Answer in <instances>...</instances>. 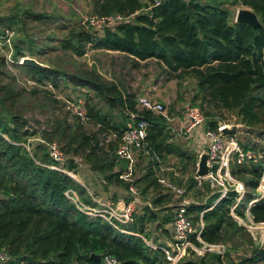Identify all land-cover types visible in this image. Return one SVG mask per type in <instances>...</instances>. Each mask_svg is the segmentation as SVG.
<instances>
[{
	"label": "trees",
	"instance_id": "trees-1",
	"mask_svg": "<svg viewBox=\"0 0 264 264\" xmlns=\"http://www.w3.org/2000/svg\"><path fill=\"white\" fill-rule=\"evenodd\" d=\"M232 8L251 10L261 27L236 23ZM92 16H120L125 22L104 27L99 34L86 24H76L58 42L63 51L82 57L91 46L120 53L131 59L135 67L154 60L164 67L169 78L195 81L189 105L201 110L209 120L210 130H216L219 121L224 123L225 113L233 114L249 130L248 134L262 142L258 145L236 139L243 151L259 148L263 155L258 164L239 165L233 161L230 166L231 174L246 188V195L234 211L244 218L264 165V0H93ZM49 18L30 10L0 17V33L12 30L25 35L13 39L14 61L26 54L39 55L35 44L27 39L26 26L28 22L44 23ZM14 67L37 85L29 90L18 89L0 55V251L8 254V264H104V257L117 264H167L162 251L147 244V227L157 224L155 229L160 230V226L172 224L177 207L173 195L158 183L160 176L195 196L197 201L187 207V215L196 231L202 221V242L233 245L223 258L214 253L202 257L190 254L177 264H264V247H254L249 234L230 216L236 194L229 192L216 202L219 197L210 195L206 181L198 185L197 156L175 144L169 115L139 108L135 93L121 81L105 79L95 69L67 74L51 66ZM60 82L65 87L87 91L82 94L86 125L73 116L68 122L67 116L58 113L60 101L46 86L57 89ZM30 99L42 110L52 111L42 129L32 127L25 116V104ZM130 121H144L147 125L145 148L135 153L132 169L135 175L140 167L134 187L146 205L133 214L132 222L121 225L125 231L122 233L100 218L80 213L65 192L72 190L85 204L95 206L86 189L49 168L57 163L44 146L37 145L30 155L24 144L30 138L55 143L65 157L68 171L77 174V159L100 178L104 192L109 187L128 192L129 185L123 179L128 174V162L120 160L116 150ZM169 158L178 161L176 169L162 173ZM190 171L193 175H188ZM178 176L188 178L183 183ZM112 201H117V195ZM249 214L255 223L264 222V202L254 204ZM161 231L168 233L166 228ZM191 240L200 246L195 235ZM238 241L250 243L253 250L249 257L236 262L231 253L240 245ZM152 244L165 246L157 241ZM91 255L99 256L100 262L91 259Z\"/></svg>",
	"mask_w": 264,
	"mask_h": 264
},
{
	"label": "rangeland",
	"instance_id": "rangeland-1",
	"mask_svg": "<svg viewBox=\"0 0 264 264\" xmlns=\"http://www.w3.org/2000/svg\"><path fill=\"white\" fill-rule=\"evenodd\" d=\"M92 3L93 0H0V17L10 16L19 10H30L34 13L50 17L49 20L44 23H27L25 30L26 35L28 36L27 39L35 44L34 48L36 51H38L39 55L30 57L26 54L25 57L36 60L38 63L43 65L44 68L51 66L63 73L65 72L67 74H71L78 71H84L86 69H95L107 80L121 81L124 87L127 90H130V92L135 93L138 98L145 97L163 105V114L165 116L169 115L170 121L168 122V125L173 131L174 136H176V138L174 137L176 145L182 147L183 150L189 153L203 151L205 147L204 145H206L205 142H202L197 138H192L194 142H191L194 146L191 147L187 137L184 134V131L181 128V121L183 120L182 117L185 114L184 108L191 103V98L195 93L194 80L186 79L181 81L173 77L169 78L165 72L166 70H164V67L159 65L154 60L142 62L139 64V66L135 67L132 60L124 55L114 52L109 53L105 51H97L91 46L87 47L86 53L82 57L73 56L71 53L65 52L61 49L60 43H58L59 40L62 39L66 33L71 28H73L74 25L85 24L86 21L92 17ZM240 9L242 8H232L234 17L236 16V12ZM91 31L96 33L93 29ZM23 36L25 35L15 33L13 39L22 38ZM26 46L29 47L31 45ZM1 53L2 52L0 51V55ZM7 70L12 76L15 77L16 86L18 89L29 90L33 86L37 85L36 83L30 81L23 73L14 67V65L7 66ZM46 87V89L50 90L60 101L61 107L58 113L62 114V116H67L68 122H71L74 118L67 109V103L71 102L72 98L84 99L82 94L87 93V91L78 90L71 85L65 87L62 82L59 83V87L57 89H51L50 86ZM26 103L27 104H25V107L27 112L25 116L29 119L30 125L32 127L35 126L41 129L44 128L46 126V121H48L52 115L51 109L46 108L42 110L39 105L36 104L35 101H31V99L29 101L27 100ZM99 106L102 110L107 111L103 105L99 104ZM138 107L140 108V106ZM170 111L172 112L171 114ZM34 121L39 122L40 124L36 125L34 124ZM208 121L209 120L206 118V125ZM219 123L223 122L219 121ZM224 123L228 125L230 129L233 127L237 128L236 139L242 143L252 141L258 145L262 144L261 141L257 140L251 134H248L247 131L249 130L238 123L235 115L225 113ZM37 145L44 146L47 154L50 156V151L47 145L44 142L42 143L41 140L37 138L28 139L24 144V148L31 155ZM177 163L178 161L175 158H169L165 164L166 166H162V173L174 172ZM76 164L78 172L77 174L74 173L75 180L73 181L83 186L91 199L93 197L101 201H112L113 195H117V201H126V199L129 198L128 192L120 188L109 187L108 190L104 192L102 188L103 184L101 183L100 178L90 172L88 168L79 160L76 162ZM49 168L52 169V167ZM139 168L135 175H132L133 180H135V176L138 175ZM190 168L193 170L192 167ZM191 174L193 175L192 171H190L188 175ZM163 178L168 180L167 177L163 176ZM187 178V176L182 178L183 183ZM175 185L179 187L177 184ZM179 188L184 190V194L182 196H173L174 205L178 206L185 200L190 204L197 201L192 192H187L185 187L182 186ZM211 194L212 193H210V195ZM77 199L79 202H76L75 204L84 203L78 194ZM70 203H72L75 208H77L76 206L78 204L75 205L73 202ZM145 203L146 202H143L140 199V202L136 204V211H139L142 206L146 205ZM156 226L157 224H151L147 227V231L150 235V241H148L149 243H154V241H162L163 237L170 235V232L172 231V224L165 225L163 227L160 226V230L155 229ZM162 228L167 229V235L162 233ZM248 234L251 237L254 247H264V231L258 230L254 233ZM238 242L240 245L235 248V251L231 253V258L236 262L242 258L249 257L253 250V246L250 243L240 241ZM259 242L262 245H259ZM226 246L227 252L230 248H232L233 245L227 244ZM195 256L198 257L197 255Z\"/></svg>",
	"mask_w": 264,
	"mask_h": 264
},
{
	"label": "built area",
	"instance_id": "built-area-1",
	"mask_svg": "<svg viewBox=\"0 0 264 264\" xmlns=\"http://www.w3.org/2000/svg\"><path fill=\"white\" fill-rule=\"evenodd\" d=\"M159 2H156L158 5ZM125 22L120 16L97 18L92 16L86 25L99 34L104 27H112L118 23ZM14 31L4 30L0 33V51L7 66L9 65H22V60L25 57H20L16 61L13 60L14 46L13 38ZM138 104L141 108L151 111L157 115H163L164 107L162 104L154 102L145 97L138 98ZM85 101L82 98L73 99L67 103V109L73 117L77 118L82 125H86L88 121L87 111L85 108ZM185 116V130L184 134L189 138L201 137L206 145L201 152L197 153V163L195 165V179L198 185L206 181L212 194H217L218 199L216 202L224 198L229 192L236 194V201L230 207V216L233 220L248 233L255 231H264V222L255 223L249 214V209L256 203L264 202V165L262 166L261 175L255 189L252 200L246 205L245 217L240 218L236 215L235 208L242 201L246 195V188L244 184L236 179L230 172V166L233 161L237 164H258L262 160V153L259 148H250L243 151L236 137L226 136L222 132L224 129H230L225 123H218L217 129L212 131L206 125V117L202 114L201 110L196 106L187 105L184 108ZM133 118V116H132ZM147 125L144 121L137 124L130 121L126 124V128L121 137L119 146L116 150V156L123 161L128 162V174L123 176V179L128 183V195L131 199L129 202L125 200L101 201L92 197V202L95 206L85 205L79 202L76 192L69 190L65 192V197L68 201L77 205L76 209L90 218H100L107 222L114 230L125 233L121 230V225H126L132 222L133 214L136 212V204L140 202L139 192L134 187V180L132 179V169L135 164V153L142 151L145 148L144 139L146 136ZM43 143V141H41ZM46 144V143H45ZM50 151V158H52L57 165L52 166L53 170L65 174L70 179L75 180L73 172L68 171L64 167L65 157L60 152L55 143L46 144ZM206 153L208 155L207 166L208 175L205 178H200L197 175L199 157ZM78 160L75 159V162ZM59 167V168H57ZM158 183L173 196H182L184 190L177 187L169 180L159 177ZM190 205L188 201L180 203L175 210L174 219L172 223V241L162 247L148 244L152 249H159L162 251L167 264H177L182 259L188 257L190 254H195L202 257L205 253H214L220 257L226 254L227 246L224 244L209 245L201 241L200 232L203 229V223L199 220V230L196 231L190 218L187 215V207ZM195 235V240L200 244L197 247L191 240V236ZM259 245H262L259 242ZM10 258L7 253L0 251V264H8ZM104 264H117V262L110 258H103ZM25 264V263H18Z\"/></svg>",
	"mask_w": 264,
	"mask_h": 264
},
{
	"label": "water",
	"instance_id": "water-1",
	"mask_svg": "<svg viewBox=\"0 0 264 264\" xmlns=\"http://www.w3.org/2000/svg\"><path fill=\"white\" fill-rule=\"evenodd\" d=\"M235 22L247 23L253 28L261 27V23L258 17L255 15V13L249 9H244V8L236 12ZM22 65L28 67H34V68H44V66L38 63L36 60L28 57L23 58ZM222 133L226 136L236 137L237 128L233 127L231 129H224ZM207 159H208V155L206 153H203L199 157L197 175L200 178H205L208 175L209 170L207 166ZM90 258L100 262V257L97 255H91Z\"/></svg>",
	"mask_w": 264,
	"mask_h": 264
},
{
	"label": "crops",
	"instance_id": "crops-1",
	"mask_svg": "<svg viewBox=\"0 0 264 264\" xmlns=\"http://www.w3.org/2000/svg\"><path fill=\"white\" fill-rule=\"evenodd\" d=\"M97 51H100V50H97ZM106 52V51H105ZM110 53V52H109ZM118 54H120V53H118ZM122 55V54H121ZM183 120L181 121V128H182V130L184 131L185 130V126H186V124H185V116L183 115ZM170 121V120H169ZM171 134H173V131L171 130ZM173 136H174V134H173ZM175 138H176V136H174ZM185 139V138H184ZM197 139H200V141H202V142H204L200 137H199V135H198V138ZM185 140H187V139H185ZM188 141H189V143H190V146L191 147H193L194 145L192 144V142H194L193 141V139L192 138H189L188 139ZM192 141V142H191ZM199 141V142H200ZM186 146H187V144H186ZM188 147V146H187ZM192 153V152H191ZM194 153V152H193ZM195 155H196V152L194 153ZM197 156V155H196ZM164 235H165V233H164ZM172 235H173V232L171 231L170 232V235H168V236H166V237H163V240L162 241H160L163 245H167V244H169L171 241H172ZM147 242V241H146ZM148 244H152V243H149V242H147ZM152 245H154V244H152Z\"/></svg>",
	"mask_w": 264,
	"mask_h": 264
}]
</instances>
